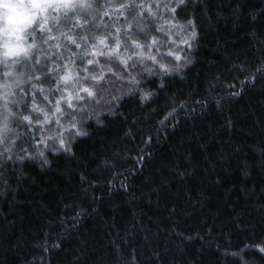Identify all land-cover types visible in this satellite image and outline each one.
<instances>
[{
    "label": "trees",
    "instance_id": "16d2710c",
    "mask_svg": "<svg viewBox=\"0 0 264 264\" xmlns=\"http://www.w3.org/2000/svg\"><path fill=\"white\" fill-rule=\"evenodd\" d=\"M193 4L199 5L194 15L199 17L200 41L195 67L180 69L186 79L177 76L163 91L158 83L142 81L139 87L153 93L143 101L138 89L123 87L121 111L127 120L109 117V126L99 131L88 127L93 120H85L88 136L73 142L76 159L48 154L49 164L43 167L37 159L26 161L18 173H6L11 187L0 189V264H114L109 240L119 242L125 233L139 246L141 264H151L154 251L162 254L161 264H224L218 249L225 245L229 251L244 249L248 264H264V258L244 247L264 239V79L246 85L238 97L227 96L230 86L243 80L230 70L232 63H259L264 0ZM115 19L104 17L109 27ZM187 36L172 28L161 51L182 49L181 60L175 61L182 63L189 53L182 43ZM213 74L218 77L213 95L221 107L212 99L203 115L196 109L195 119L181 112L179 127L153 142L145 162L127 175V191L115 190L118 185L109 191L105 157H135L145 147L138 134L135 141L124 136L127 128L158 126L174 93L189 102L193 95L207 98ZM132 165L129 158L120 168ZM66 203L71 206L65 208ZM80 209L86 214L72 219Z\"/></svg>",
    "mask_w": 264,
    "mask_h": 264
},
{
    "label": "snow or ice",
    "instance_id": "6c2138e0",
    "mask_svg": "<svg viewBox=\"0 0 264 264\" xmlns=\"http://www.w3.org/2000/svg\"><path fill=\"white\" fill-rule=\"evenodd\" d=\"M198 7L193 0H0V189L7 191L11 187V177L6 173H18L26 161L39 159L43 167L49 164L48 154L76 159L73 142L88 136L85 120H93L88 127L95 126L97 131L109 126L105 123L109 117L127 120L121 111L123 87L129 91L138 89L143 101L153 93L139 87L142 81L158 83L163 91L167 82L177 76L181 81L186 79L187 73L180 69L195 67V52L199 49V17L194 15ZM113 16L116 19L109 27L104 17L111 20ZM174 27L188 33L182 43L189 53L182 63L175 62L181 60L178 51L182 49L161 51ZM162 34L164 40L160 39ZM252 35L255 39V33ZM257 43L262 53L259 63H232L230 70L243 76V80L230 86L228 97H238L246 85L264 79V47H260L264 42ZM51 48L60 51L53 52ZM214 80H218L216 74L207 81V98L193 95L189 102L175 93L170 96L158 126L134 124L127 128L124 136L135 141L138 134L145 147L139 148L135 157H121L119 153L105 157L109 191L115 185V190L127 191V175L136 170L135 165L145 162L150 155L147 148L153 142L179 127L177 117L181 112L195 119L196 109H200L198 115H203L212 99L216 107H221V100L213 95ZM26 84L31 88L25 89ZM260 152L264 155V147ZM129 158L133 165L120 168V163ZM177 174L186 175L184 171ZM70 206L65 204V208ZM84 214L86 210L80 209L72 219L78 220ZM125 237H120L119 242L110 239L108 254L114 264H141L139 246ZM228 247L218 249L224 264H248L244 249L229 251ZM244 247L264 258V239ZM162 260L161 253H152L151 264H161Z\"/></svg>",
    "mask_w": 264,
    "mask_h": 264
},
{
    "label": "rangeland",
    "instance_id": "374dc122",
    "mask_svg": "<svg viewBox=\"0 0 264 264\" xmlns=\"http://www.w3.org/2000/svg\"><path fill=\"white\" fill-rule=\"evenodd\" d=\"M0 11H2V9H0ZM14 90V89H13Z\"/></svg>",
    "mask_w": 264,
    "mask_h": 264
}]
</instances>
